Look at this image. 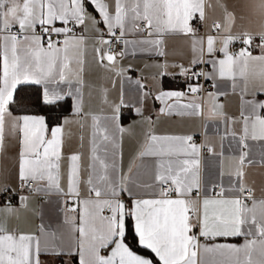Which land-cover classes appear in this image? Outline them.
<instances>
[{
	"label": "snow or ice",
	"instance_id": "6c2138e0",
	"mask_svg": "<svg viewBox=\"0 0 264 264\" xmlns=\"http://www.w3.org/2000/svg\"><path fill=\"white\" fill-rule=\"evenodd\" d=\"M216 7L222 18L210 15ZM250 7L238 24L220 0H0V158L15 149L14 170L0 164V264H264V188L257 197L245 180L247 165H264V0ZM171 35L187 41V63L170 59L182 55L167 49ZM137 51L161 58L145 65L150 77L133 79L122 65ZM168 77H182L184 90L165 88ZM201 78L216 92L205 97ZM221 81L239 92V117L217 102ZM149 101L160 105L157 120L202 116L211 103L207 120L239 125L227 132L238 137L228 173L236 180L209 194L201 150L223 159L222 148L207 135L198 144L191 134H157ZM124 108L139 118L127 127ZM137 124L147 130L125 170L123 143ZM74 129L80 147L66 153ZM249 141L262 149L258 161ZM33 195L60 197L63 222L13 224L27 219ZM237 237L243 243H208Z\"/></svg>",
	"mask_w": 264,
	"mask_h": 264
},
{
	"label": "crops",
	"instance_id": "0c3cea01",
	"mask_svg": "<svg viewBox=\"0 0 264 264\" xmlns=\"http://www.w3.org/2000/svg\"><path fill=\"white\" fill-rule=\"evenodd\" d=\"M223 7H226L228 11L234 12L237 17V23H240V17H249L251 15V0H220ZM223 8L216 7L213 12L210 13L214 18L223 17ZM205 29L201 27V34H203ZM166 46L170 53H181L175 57L170 56V59H183V62L187 63L192 55L187 41L178 35H171L166 38ZM238 49V48H237ZM161 59L156 56H150L147 53L137 51L134 55L129 52L128 55L124 57L121 61L124 67L131 65L132 68L128 72L133 79L139 78L141 76L150 77V70L145 68V65L153 63L155 60ZM88 64L86 66L85 78L89 81L96 79L97 70L91 61V49L87 54ZM205 70L211 71L210 65H205ZM210 82V87L205 89L204 95L206 97L207 92H216V88L213 87V82ZM164 87L167 89H180L184 90L185 83L182 77L176 78H165ZM220 88L226 93V95L219 96L217 102L223 105V112L228 117H239L241 111V97L239 92H233L230 88L229 82L221 81ZM113 96L117 94L116 90H112ZM125 94L127 99H131L135 94L128 90V85L125 83ZM258 100H264V95H258ZM159 103H153L149 101V108L151 109L150 114L156 121L154 124V131L157 134H173V135H187L191 134L194 137L196 143L200 144L204 141L205 135H207L210 144L215 146L216 152H220L221 148L224 153L223 159L219 156L209 153L207 149L201 150V177L202 181L208 186L209 194H211V187L213 184L218 183L221 179L225 186H227L231 181L236 180L234 175H228V173H233L237 161L235 157L239 155L238 150V137L233 138L231 135L227 134L233 127L239 130V125H226L224 119L217 118L212 120H207L206 117L209 115L208 109L211 107V103L205 105L204 114L202 116L194 115H179L172 113L170 115L160 114L158 120L156 119ZM122 113L125 119L122 120L124 126H128L133 121H138V117L128 108L122 109ZM64 114H67L65 112ZM146 126L143 124H137L135 129L134 138H125L123 143V166L125 170L129 164L130 159L135 155V149L137 146V141H142L143 133L146 131ZM74 136L69 141L66 146V153L77 150L80 147L79 136L80 132L74 129ZM223 137V141H221ZM252 145V155L255 156L257 161L259 160L258 153L262 150L257 144V142L249 141ZM15 149L9 148L7 155L0 158V164L4 165L9 171L14 170L15 167ZM221 170L225 173L223 177L220 176ZM246 182L256 190V195L259 197L260 190L264 188V165L260 163H254L246 166ZM137 179H148V177H134ZM3 198H0L2 202ZM60 197L56 195L50 196L47 200L43 197L33 195L30 201V208L32 211L27 213V219L22 216L19 221H13V224H18L19 227L25 230H35L41 223V215L46 223L53 225L61 224L64 220V214L61 211V205L59 203ZM12 202L15 204L16 199L13 197ZM131 239V238H130ZM229 242L235 244L243 243L242 237L230 238L224 241L222 238L217 241H208V243H222ZM133 249L140 252V254H147L146 252L136 248L134 242L132 244ZM67 259V257L65 258ZM73 264H78L77 260H73Z\"/></svg>",
	"mask_w": 264,
	"mask_h": 264
},
{
	"label": "built area",
	"instance_id": "2783aa9c",
	"mask_svg": "<svg viewBox=\"0 0 264 264\" xmlns=\"http://www.w3.org/2000/svg\"><path fill=\"white\" fill-rule=\"evenodd\" d=\"M239 47H240V45H239V44H236V45L234 46V49H237V48H239ZM202 67H205V65H202ZM200 83L204 85V89H207V88L210 87V82L204 80L203 78H201ZM211 192H212V187H211Z\"/></svg>",
	"mask_w": 264,
	"mask_h": 264
},
{
	"label": "trees",
	"instance_id": "16d2710c",
	"mask_svg": "<svg viewBox=\"0 0 264 264\" xmlns=\"http://www.w3.org/2000/svg\"><path fill=\"white\" fill-rule=\"evenodd\" d=\"M35 87H36V86H31V88H30V93H31L32 91L35 90ZM22 103H23L25 106L29 107V108L33 107V105H32L29 101H27V100H23ZM41 114H43V110H42ZM123 114H125V113H123Z\"/></svg>",
	"mask_w": 264,
	"mask_h": 264
}]
</instances>
